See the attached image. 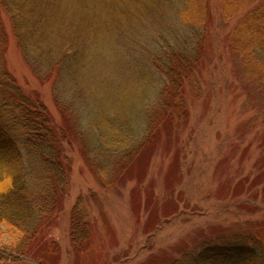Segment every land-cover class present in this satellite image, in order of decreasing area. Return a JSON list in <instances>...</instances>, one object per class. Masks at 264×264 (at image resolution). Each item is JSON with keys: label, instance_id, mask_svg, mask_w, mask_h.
Returning a JSON list of instances; mask_svg holds the SVG:
<instances>
[{"label": "rangeland", "instance_id": "1", "mask_svg": "<svg viewBox=\"0 0 264 264\" xmlns=\"http://www.w3.org/2000/svg\"><path fill=\"white\" fill-rule=\"evenodd\" d=\"M262 1L224 19L222 0H207V31L199 38L202 56L182 85L185 116L169 121L159 116L152 128L157 133L153 143L126 168H120L126 160L115 157L108 171L113 175L110 186L100 180L98 154L87 153L68 120L85 105L82 116L88 130L87 119L102 124L111 110L115 121L138 120L150 85L141 80L147 75L141 53L130 51L133 33L126 31L125 39L112 21L97 22L92 71L77 79L84 85L83 103L70 92L66 105L75 102L78 109L71 105L65 112L54 96L60 82L56 71L44 78L32 72L0 5L3 68L25 95L38 96L54 130L65 132L61 145L67 185L59 194L56 219L44 234L45 247L48 241L57 245V252L44 259L46 264H169L205 240L248 233L264 236V81L260 71L253 73L244 62L241 41L231 45L239 20ZM157 11L150 22L163 26L165 15ZM140 40L133 52H154L164 45L161 39L152 43L140 35ZM157 77L159 91L165 84L158 73ZM72 84L67 80L65 86ZM78 201L90 230L80 242L71 240V210ZM17 238L0 225V264H25L9 257L8 248Z\"/></svg>", "mask_w": 264, "mask_h": 264}, {"label": "trees", "instance_id": "2", "mask_svg": "<svg viewBox=\"0 0 264 264\" xmlns=\"http://www.w3.org/2000/svg\"><path fill=\"white\" fill-rule=\"evenodd\" d=\"M256 1L222 0L221 16L230 19ZM0 5L9 16L17 44L32 72L44 78L56 71L60 82H56L54 96L65 112L71 105L77 108L75 102L66 105L70 92H75L83 103L84 85H79L77 79L83 80L84 74L92 71L97 22L112 21L125 39L126 31L133 33L130 51L136 56L141 53L147 71L141 80L150 85L138 120L115 121L111 110L102 124L86 118L91 127L88 130L82 116L87 113L86 105L77 108L80 111L76 113L72 111L68 120L87 153L98 154L96 160L103 168L100 180L106 186L113 184V175L108 171L115 157L120 155L117 159L126 160L120 165L124 169L144 146L153 143L157 133L152 128L156 129L159 116L165 115L167 121L185 116L182 85L191 79L202 56L199 38L202 30L207 31V0H0ZM157 10L165 15L163 26L150 22ZM140 35L152 43L161 39L164 45H158L154 52L145 51L147 57L144 52H133L134 45L142 41ZM233 40L231 45L241 41L239 51L244 62L253 73L260 71L264 81V0L239 20ZM2 63L0 51V225L18 234L8 248L12 261L46 264L44 259L50 252H57V245L48 241L45 247L44 234L56 219L59 194L67 185L68 168L61 145L65 132L54 130L38 96L25 95ZM157 73L165 84L159 91ZM67 80L73 83L69 87L65 86ZM144 134L147 137L141 140ZM138 146L140 149L135 151ZM78 203L79 210L76 205L71 210V240L80 242L90 230ZM169 264H264V236L248 233L205 240Z\"/></svg>", "mask_w": 264, "mask_h": 264}]
</instances>
